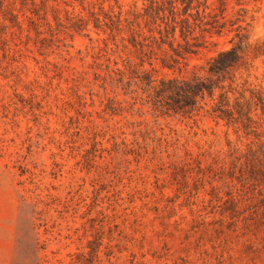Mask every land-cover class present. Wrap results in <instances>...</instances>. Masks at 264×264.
Segmentation results:
<instances>
[{
	"label": "rangeland",
	"instance_id": "rangeland-1",
	"mask_svg": "<svg viewBox=\"0 0 264 264\" xmlns=\"http://www.w3.org/2000/svg\"><path fill=\"white\" fill-rule=\"evenodd\" d=\"M150 1L0 0V264H264V185L234 168L261 166L231 158L257 141L207 115L130 108L135 94L99 87L127 59L154 78L204 74L239 26L264 40V0H206L204 13L193 0L189 21L199 6L205 28L221 32L177 63L154 47L151 66L126 27L159 42L135 21ZM171 1L181 13L186 0ZM235 77L246 98L264 95V54Z\"/></svg>",
	"mask_w": 264,
	"mask_h": 264
},
{
	"label": "trees",
	"instance_id": "trees-1",
	"mask_svg": "<svg viewBox=\"0 0 264 264\" xmlns=\"http://www.w3.org/2000/svg\"><path fill=\"white\" fill-rule=\"evenodd\" d=\"M192 1L186 0L185 7L181 13H178L177 7L171 0H161L160 3L157 0H151L144 12L135 16V21L139 17L143 19L149 33L156 30L159 35V42L152 35L142 36L139 30L135 28L134 25L138 24H134V21L126 23L127 31L130 32L128 42L143 54L150 66L152 65L151 59L156 54L155 49H159L162 44H166L173 52L171 62L177 63L178 58L196 54L199 49L205 47L204 33L218 35L221 32L224 23L210 24L209 28H205L204 25L207 22H203L205 15L200 14L199 6L195 7V16L192 18L194 22L189 21V18L192 17L190 10L194 8L191 6ZM182 2L184 3V0ZM223 3L221 2V5ZM202 5V12L204 13L208 8L206 0ZM224 10L225 8H222L221 12L223 13ZM10 14L15 17L12 13ZM157 20L163 25L162 28L160 24L152 27ZM119 22L117 20L118 24ZM33 24L34 32L39 35L40 32L36 24ZM196 27L199 28L198 36L194 34ZM176 30L183 43L176 40ZM120 31V28H117V32ZM236 31L238 40L232 42L228 49L218 51L215 56L208 59L203 70L204 74L195 71L186 77L154 78L152 66L149 70H140L127 59L123 62V68L116 67L109 70L102 78L99 87L105 91L106 86L109 85L115 89L119 88L124 95L135 94L132 95L133 101L129 102L130 108L135 103H140V105L147 106L153 112L164 116L192 117L203 114L215 122L222 121L227 128H231L238 136L242 134L247 139H255L257 150L253 149L249 143L246 154H235L231 158H255V160L257 158L256 161L260 164V168H256L253 161H247V165H234V168L238 169L242 181H259L260 184L264 185L261 178H256L257 173L264 176L261 162L264 158V119L262 122L254 119V116H257V110H260V114L264 116V95L259 90H249L250 95L246 98L245 82L240 88L235 82L236 71L245 67L249 58H256L264 54V40L260 43H250L247 36L240 32V26ZM154 47L156 48L154 49ZM160 61L162 67H173L165 58ZM142 64L143 60L141 59L139 65L142 66ZM108 100L113 105V100ZM137 110L139 111L140 108ZM260 128H263V131Z\"/></svg>",
	"mask_w": 264,
	"mask_h": 264
}]
</instances>
